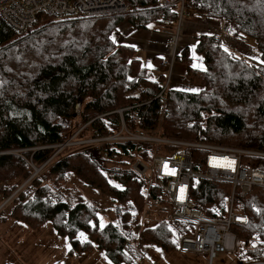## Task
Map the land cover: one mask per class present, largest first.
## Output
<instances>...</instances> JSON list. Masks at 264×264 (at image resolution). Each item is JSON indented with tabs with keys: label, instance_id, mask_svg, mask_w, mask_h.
<instances>
[{
	"label": "trees",
	"instance_id": "16d2710c",
	"mask_svg": "<svg viewBox=\"0 0 264 264\" xmlns=\"http://www.w3.org/2000/svg\"><path fill=\"white\" fill-rule=\"evenodd\" d=\"M124 4L122 13L44 17L21 35L0 19V196L8 198L13 218L31 228L50 222L74 247L93 244L113 264H133L141 244L175 250L179 236L194 226L163 219L139 227L145 185L131 164L147 161L152 144L100 142L72 152L65 151L67 146L58 149L71 135L100 138L122 122L132 132L264 154V0H184L195 16L222 24L228 39L251 38L259 61L246 62L215 36L192 34L203 67L191 65L187 46H178L175 63L184 66L186 80L197 88H165L163 100L157 94L165 70L151 71L134 57L135 48L115 42L113 35L122 23L134 31L153 23L172 28L177 14L152 0ZM78 100L80 110L72 117ZM188 151L196 168L204 152ZM110 160L118 164L106 168ZM242 161L264 173V155L246 154ZM66 177L110 197L119 206L116 220L101 225L98 212L108 208L81 196L67 201L58 191ZM229 191L225 181L199 179L190 182L188 199L203 215L223 218ZM146 196L167 204L156 184ZM233 202L245 216L243 224L231 225L237 237L233 253L241 264L264 262V184L235 195Z\"/></svg>",
	"mask_w": 264,
	"mask_h": 264
},
{
	"label": "built area",
	"instance_id": "2783aa9c",
	"mask_svg": "<svg viewBox=\"0 0 264 264\" xmlns=\"http://www.w3.org/2000/svg\"><path fill=\"white\" fill-rule=\"evenodd\" d=\"M152 1L160 8L175 12L177 21L181 19L184 0ZM126 9L124 0H0V19L8 29L16 35H21L38 19L45 21L46 19L61 20L77 15L102 16L122 13ZM44 17L45 20L42 19ZM178 37L179 29L176 27L175 32L165 41L168 56L161 64L166 72V80L157 94L161 100H163L162 93L165 88H172L173 66L178 53ZM215 41L219 42V38L215 37ZM74 135L68 138L69 142ZM67 141L62 146H74V143ZM128 141L152 144V152L147 161L135 159L131 164V168L144 182L145 193L147 194L151 184L158 185L171 208L170 218L189 222L194 226L192 232L179 236L177 249L182 253H203L207 257L208 264L212 263L217 250L233 252L237 237L232 232L231 225L245 222V216L234 210L233 198L235 195H243L251 186L264 184V173L246 165L242 157L246 154H264L216 144L166 139L157 134H147L142 131L132 132L127 130L122 122L112 134L95 139H83L75 144L92 146L100 142ZM160 146L164 153L158 152ZM194 148L204 152L200 165L196 168H193L192 157L188 151ZM199 179L221 180L229 183L230 191L225 217H208L192 207L188 199L189 184ZM142 213L145 214V212ZM251 264H262V262Z\"/></svg>",
	"mask_w": 264,
	"mask_h": 264
},
{
	"label": "rangeland",
	"instance_id": "374dc122",
	"mask_svg": "<svg viewBox=\"0 0 264 264\" xmlns=\"http://www.w3.org/2000/svg\"><path fill=\"white\" fill-rule=\"evenodd\" d=\"M190 10L191 9L183 8L181 19H179V21H177L172 28H163L162 24L153 23L148 27V29L137 30L135 31L136 33H129L127 36L130 38H138L137 45L141 44L142 46H146L148 43H150L152 46L156 45L158 51H162L161 42L163 38L167 35H172L175 32L176 27L179 29L180 36V33L184 28V23L187 22L189 18L193 19V21L189 22L193 23L194 26H192V28L195 29V31H203L205 29L203 23L207 24L209 21L203 19L201 16H195ZM123 24H126V26L132 29L127 23ZM197 24L199 26H197ZM121 25L118 27V33L115 34V37H119L120 39L123 38L122 36L124 35V31H126L124 30L123 32H120L122 28ZM223 28L222 31L219 32L221 38H224V40L220 42L223 47L236 56L243 58L248 63H250V61H259L258 50L254 47L253 40L251 38L243 36L242 39L238 40L231 37L232 39H228L226 41L225 38L227 33ZM141 31L147 32L148 37H141ZM179 40L180 38L178 37L177 42H179ZM144 54L145 52L143 49L138 48L134 53V57L139 58L141 63L145 64L146 60L144 58ZM187 84L184 83L177 85L175 83V86L172 87L181 86L189 90H194L197 88L193 84ZM79 137L80 136L78 133L76 136L71 138L70 142L74 143V146L66 145L67 150L65 151L72 152L75 149L81 147V145L79 146L75 144L76 142L80 141ZM67 142H69V140ZM64 143L61 144L58 149L64 147L62 146ZM158 152L164 153L161 146L159 147ZM117 164V160H110L105 162V167H115ZM58 191L65 197L67 201L72 202L77 198V196H81L83 199L92 203L99 209L108 208L107 211L99 210L98 212V220L101 225L108 221L113 222L116 220L119 206L115 203H112L110 197L107 195L83 185L80 181L72 179V177H66L60 182V188ZM144 194L145 198L143 199L140 212H145V214L142 212H137L139 227L153 226L158 221L163 219L171 220V208L168 204H165L166 202H152L151 200H147V194L145 191ZM7 200L8 198L3 200L0 196V248L9 249L13 253L11 254L12 258H16V255L19 253L47 256L45 259L47 261H44V258L40 257L37 259L27 258L23 259L21 264H49V260H51L52 264H113L107 258L108 256L96 248L93 244L84 247L83 249L80 247H74V242H70L66 235L55 232L52 229L50 222H45L37 228H31L19 219L13 218L9 212L10 209L9 204L6 202ZM135 253L137 254V257L135 256L133 264H208L207 257L203 253H182L178 249L166 250L152 243L141 244L140 247H135ZM237 263L241 264V261L235 256L233 252L229 253L222 250H217L215 253V258L212 260L211 264ZM262 264H264V262H262Z\"/></svg>",
	"mask_w": 264,
	"mask_h": 264
},
{
	"label": "crops",
	"instance_id": "0c3cea01",
	"mask_svg": "<svg viewBox=\"0 0 264 264\" xmlns=\"http://www.w3.org/2000/svg\"><path fill=\"white\" fill-rule=\"evenodd\" d=\"M189 21H193V19H188L187 22L184 23V28L182 30V32L180 33V40L178 42V46H187L188 50H189V56L191 58V65L193 67L196 68H202L203 64H202V57L199 53L194 51V45H195V40L192 38V34H207V35H212L215 37L219 38V42L223 41L224 38H221L220 36V31H222L223 25L220 24L217 21H211L208 20L209 22L207 24L203 23V26H205V29L203 31L199 30V31H195V29L192 28L193 23L189 22ZM197 26H199L197 24ZM121 30L120 32H123L124 30V35L122 36L123 38L120 39L119 37H115V35H113L114 41L120 44H127L132 46L133 48L138 49L141 48L143 49V51L145 52L144 54V58L146 60L145 66L147 68H149L151 71L154 72H158L160 70H164L163 68H159L158 65H160V63L167 58L168 56V49L165 46L164 47V43L167 40V38L170 35H167L163 38L162 42H161V49L162 51H158L157 46H152L150 45V43H148V45L146 46H142L137 45L138 42V38H130L127 35L129 33H136L133 29H130L128 26H126V24L121 25ZM119 28H117V32L118 33ZM217 31V32H216ZM142 32V31H141ZM216 32V33H214ZM141 37H148L147 32H142V36ZM229 36H226V41L228 39ZM119 38V39H118ZM158 58V59H157ZM175 83L177 85L179 84H189V82L186 80L185 76H184V66L179 64V63H175L173 66V74H172V86H175ZM187 84V85H188ZM11 254H13L9 249L7 248H0V264H21V261L23 259H37L38 257L40 258H44V261L47 258V256H43V255H36V254H27V253H19L16 255V258H12ZM42 256V257H41ZM49 264H52L51 260H49Z\"/></svg>",
	"mask_w": 264,
	"mask_h": 264
},
{
	"label": "water",
	"instance_id": "95a60500",
	"mask_svg": "<svg viewBox=\"0 0 264 264\" xmlns=\"http://www.w3.org/2000/svg\"><path fill=\"white\" fill-rule=\"evenodd\" d=\"M79 110H80V101L78 100V101L75 103V105H74V110H73L71 116H72V117H75V116L78 114ZM37 170H38V169H37Z\"/></svg>",
	"mask_w": 264,
	"mask_h": 264
}]
</instances>
